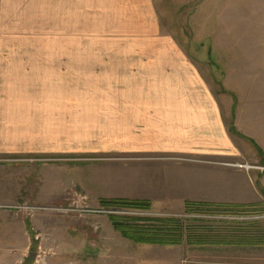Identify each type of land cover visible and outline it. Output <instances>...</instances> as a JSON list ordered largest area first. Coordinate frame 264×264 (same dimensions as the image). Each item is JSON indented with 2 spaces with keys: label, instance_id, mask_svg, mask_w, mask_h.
<instances>
[{
  "label": "crops",
  "instance_id": "1",
  "mask_svg": "<svg viewBox=\"0 0 264 264\" xmlns=\"http://www.w3.org/2000/svg\"><path fill=\"white\" fill-rule=\"evenodd\" d=\"M46 8L45 41L31 28L0 39V158H104L75 181L97 201L155 210L264 204V173L242 167L246 148L231 136L227 102L163 30L155 0H46ZM62 169L41 183L45 201L70 184ZM118 179L132 182L130 195L112 190ZM22 238L8 256L23 250ZM175 255L165 263L182 264Z\"/></svg>",
  "mask_w": 264,
  "mask_h": 264
},
{
  "label": "rangeland",
  "instance_id": "2",
  "mask_svg": "<svg viewBox=\"0 0 264 264\" xmlns=\"http://www.w3.org/2000/svg\"><path fill=\"white\" fill-rule=\"evenodd\" d=\"M155 5L163 30L173 35L195 60L209 88L227 102L230 125L238 130V135L231 136L246 148L242 167L264 173V0H155ZM46 11V0H0V39L14 37L19 28H31L37 33L33 38L45 41ZM12 25L13 31H8ZM29 36L18 35L19 41ZM76 140L71 137V146L77 145ZM55 158H0V264H167L174 262L167 256L176 258L177 253L182 264H264V246L187 242L200 237L238 243L260 238L264 236V204L199 207L190 212L159 205H154L156 210L106 206L104 200L81 193L75 182L91 176L90 166L104 158L77 154ZM118 165H114L116 171ZM137 165L131 163L134 168ZM57 168L69 174L70 184L60 198L45 201L38 194L40 185ZM117 182L112 190H126L130 195L132 182L128 186L124 179ZM109 191L108 186L101 187V192ZM111 217L145 223L162 236L175 234V224L183 226L180 243H135L113 227ZM21 237L23 250L8 256L5 247L18 245Z\"/></svg>",
  "mask_w": 264,
  "mask_h": 264
},
{
  "label": "trees",
  "instance_id": "3",
  "mask_svg": "<svg viewBox=\"0 0 264 264\" xmlns=\"http://www.w3.org/2000/svg\"><path fill=\"white\" fill-rule=\"evenodd\" d=\"M231 133L237 134L235 130L231 127ZM238 135V134H237ZM264 195V193H263ZM102 204H105L106 206H126L133 209H148L149 203L145 201H129V200H104L102 201ZM225 207V208H240L241 206H232V205H214V204H191L188 203L185 205L186 211H192L193 209L199 208V207ZM244 208V207H241ZM111 221L113 224V227L121 233V235L131 240L135 243H147V244H158V245H178L181 240L183 226H176V224L173 226L174 233L172 235L168 236H162V234H155L152 230L149 228L151 227H145V223L140 225L138 221L136 220H127V219H119L117 217H111ZM173 224V222H171ZM175 223V222H174ZM167 229V228H166ZM236 241H232L229 239H207V237H200L199 239H188L187 242L189 244H195V245H225V244H237V245H243V246H264V236L260 238H245Z\"/></svg>",
  "mask_w": 264,
  "mask_h": 264
}]
</instances>
